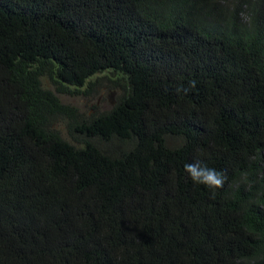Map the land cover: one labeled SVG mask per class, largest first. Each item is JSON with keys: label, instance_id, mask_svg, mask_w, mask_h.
Segmentation results:
<instances>
[{"label": "trees", "instance_id": "16d2710c", "mask_svg": "<svg viewBox=\"0 0 264 264\" xmlns=\"http://www.w3.org/2000/svg\"><path fill=\"white\" fill-rule=\"evenodd\" d=\"M0 264H264V0H0Z\"/></svg>", "mask_w": 264, "mask_h": 264}, {"label": "rangeland", "instance_id": "374dc122", "mask_svg": "<svg viewBox=\"0 0 264 264\" xmlns=\"http://www.w3.org/2000/svg\"><path fill=\"white\" fill-rule=\"evenodd\" d=\"M89 81L92 82V85L87 89L80 87L78 92L59 95L62 102L74 106L84 116H88L94 111L110 108L120 95V88L105 77L104 74H97L90 78ZM45 82L49 86V82L46 80ZM57 126L64 133L65 123H58Z\"/></svg>", "mask_w": 264, "mask_h": 264}, {"label": "clouds", "instance_id": "9594fccd", "mask_svg": "<svg viewBox=\"0 0 264 264\" xmlns=\"http://www.w3.org/2000/svg\"><path fill=\"white\" fill-rule=\"evenodd\" d=\"M196 86L195 80H190L188 86L184 87L180 85L176 88L177 93L181 91L187 93L190 88ZM184 170L188 173L190 179L197 184L205 185L211 189L222 188L226 177L220 171L215 168L208 167L200 160H194L191 163L184 165Z\"/></svg>", "mask_w": 264, "mask_h": 264}]
</instances>
